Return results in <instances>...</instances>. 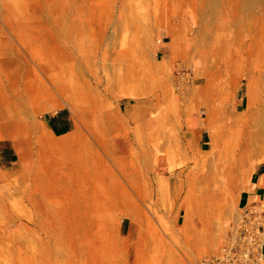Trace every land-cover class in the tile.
<instances>
[{
  "label": "rangeland",
  "instance_id": "1",
  "mask_svg": "<svg viewBox=\"0 0 264 264\" xmlns=\"http://www.w3.org/2000/svg\"><path fill=\"white\" fill-rule=\"evenodd\" d=\"M174 2L166 12L169 22L157 1L131 13L141 27L129 19L111 48L114 55L119 51L120 62L131 57L130 50L135 55L136 69L123 88L96 80L106 72L115 75L114 60L103 70L102 27L83 24V39L75 44L56 28L55 9L71 10V0H0V61L7 71L0 75V91L6 87L15 95L7 85L24 76L17 69L26 60L31 66L23 69L31 77L46 80L38 65H57L53 73L68 81L64 90L39 89L23 116V141L17 134L0 135V264H201L224 246L241 209L242 187L264 162V149L245 153L240 122L264 96V62L252 68L248 62L247 0ZM254 9L260 27L264 0ZM212 14L217 20L211 22ZM234 23L241 38L223 40L222 46ZM10 25L19 36L9 32ZM223 48L232 69L221 74L215 60ZM200 60L213 72L196 76ZM65 62L83 63L85 71L66 74ZM81 75L91 80L90 88ZM61 112L67 130L58 133L49 118ZM194 120L198 129L189 131ZM127 149L135 155L133 170L110 162L113 150L119 156ZM68 150L94 155L89 160L101 166L80 173V184L69 182L68 167L44 155ZM96 187L108 190V197ZM113 189L123 193V205L109 201ZM50 203L56 206L52 213ZM129 211L133 216L124 214ZM74 229L85 232L87 260L73 255Z\"/></svg>",
  "mask_w": 264,
  "mask_h": 264
},
{
  "label": "bare ground",
  "instance_id": "2",
  "mask_svg": "<svg viewBox=\"0 0 264 264\" xmlns=\"http://www.w3.org/2000/svg\"><path fill=\"white\" fill-rule=\"evenodd\" d=\"M84 1L85 0H83V2ZM153 1H157L158 6H163L162 12L164 15L162 18H167V20L166 21L164 20V21L169 22V20H171V16H168V14H166V12L171 11V6L175 3L174 0H140V3H139L140 6L139 5L136 6L134 4V1H132V0H90L89 2L86 1V4L85 3L77 4L76 3L77 0H71V10L66 8V10L64 11V9H62L60 7L56 8L54 15H53V20L56 24V28H58L59 33L63 37H65L67 40H70V38L73 36L74 40H73V42H69V44H75L79 40L82 41L83 35L85 32L83 24H86L87 29L89 27H92V25L102 27V32H103L102 43L105 42L104 44L106 45V48L104 50L105 52H104L103 70H105V68L107 69V65H108L109 60H114L111 62V65H114L115 75L111 76L109 72H106L103 77H101V76L96 77V80L99 84L100 83L102 84L103 82H105L106 84H109L112 86L116 85L118 87L123 86V88H125V87L127 88V85H128L127 82H129L127 79H130V77L134 73V69H136L134 67V65H136L135 55L133 53H131V50H130L129 56H131V57L127 58V60H125L124 62L121 59L122 62H120L119 61L120 57H118L116 55L119 53V51L114 55L112 52V49H113L112 47L115 46L116 40L120 38L119 36L122 34V29L123 28L125 29V26L127 27L130 24L129 19H131V22H133L132 26L134 28L141 27V25L137 24V22H135V19L131 17V13L136 11V9L137 10L141 9V7L143 6L144 3H150ZM193 1L194 0H188L189 3H193ZM258 1L259 0H247V3L249 4L248 10H247V12H248L247 16L248 17L250 16L251 18L247 20L248 26H247V30H245L244 34L248 36L247 38L250 41V43L247 46V55H248V58H251L248 61L249 64L251 65V68L254 66H257L260 61L264 62V24L260 25V27H258L259 25H256L257 18L254 16V13L256 12L254 8L258 5ZM69 13L72 15H70ZM210 19H211V22L217 20V15L212 14L210 16ZM218 20H220V19H218ZM82 21H84V22H82ZM236 23H238V22H236ZM236 23L233 24V29L231 30V33L226 34L227 36H223V37H225V39H222L220 41L222 43V46L224 43V42H222L223 40L228 41V40L235 39L234 40V42H235V41H237V39L239 40L241 38V35H242L240 32L241 30H240V27H238V24H236ZM70 24H72V27ZM67 26L69 27L68 30H66ZM199 27H202V26H199ZM69 29H72V30H69ZM9 32L11 34H15L16 36L18 34V36H19V30H17L16 28H14L11 25L9 26ZM169 33H170V30H169ZM136 35L139 36L138 31L135 32V36ZM245 35H244V37H245ZM122 36H125V34ZM199 37H200V40H203L205 38L204 28L201 29V32L199 33ZM176 42H177V40H175L173 38L171 45H175ZM226 52L227 51L224 48L221 49L219 57L216 58V60H215V62H218L221 64L220 67L217 66L218 69L222 68L223 72L221 74H223L225 71L226 72L231 71V69H232L230 64H229V60H228L229 58H226V57L223 58V56H225ZM256 54H258V55H256ZM205 58L209 62L210 58L209 57H205ZM85 62H84V64H85ZM193 62H192V64H193ZM86 63H88V62H86ZM199 63L202 66L201 70L193 69L196 76H199L200 72H202L205 75L213 72V71L209 72L210 69H208L206 67L207 62L205 60H200ZM23 65H24V67L22 66V67L18 68L17 71H19V70L23 71L22 75H24V76L21 77V79H20V77H19V79L16 78L14 80L13 84L7 85L11 88V90L13 91V93L15 95H11V93L8 92L6 87H5V89H3V91H0V135L8 136V135H16L17 134V135H19V136L16 135L18 137L17 139H20V141H23V139H25L22 135H20V134H24L23 128H22V125L24 123V117L23 116H24V114H27L28 111L31 110L29 107L33 108L34 102L36 100V95L39 92V89L40 90H43V89L49 90L50 87L53 86V87H59L61 90H64L66 88V82L65 81H67L65 79H59L58 73L57 74L53 73V72L57 71L56 70L58 67L57 65H50V66L38 65L41 73H43L47 77L46 80L42 79L36 73H35V75H36L35 77H31L29 70L23 69L25 67L29 68L31 66V63L29 61L26 60L23 63ZM77 65H78V67H76ZM63 67H64V72L66 74H67L66 71H68L69 69L70 70L74 69V70L78 71V73L81 71H85V70H83L84 69L83 63H77L76 64V63L72 62V64L70 63L67 65L65 62L63 64ZM121 68L125 70L124 73L122 72ZM5 70L6 69H4L2 62L0 61V75ZM5 72H7V71H5ZM82 75H81V77H83ZM18 76H20V75H18ZM262 78L260 79V82H261V84H264V79H262ZM82 79H83V81H85V84L87 85V87L90 88L91 80H87L85 77H83ZM109 79H111V80H109ZM20 81H21L22 85L20 84ZM251 81H254V79L251 78ZM7 93H9V95H6ZM131 94H133V93H131ZM14 97H17V99L12 100V98H14ZM249 98H250V96H249ZM249 98H248V102H249ZM263 99H264L263 95L260 98H258V100L260 102L259 105H261V107H259V105H258V107H259L258 108L254 104V107L252 106V108L250 107L247 110L248 115L246 116V119H244V118L240 119V122L242 123V125H244L243 129H242V137L244 140L243 146L245 148V153H247L249 151L257 152L259 150L264 149V107L262 106V105H264ZM240 109H243V111H244V107L242 105H238L237 111H240ZM53 144L56 145L55 143H53ZM53 148H56V147H53ZM128 150L129 149H127L126 151H123V153H121V154H124V157H122V158H121V154L118 156V153L115 152L116 150H113L114 153L112 154V157H111L112 159L110 162L113 163L114 165H117L118 167L123 168V169H132L133 170L135 168V158H134L135 155L131 149H130V151H128ZM257 154H259V153H257ZM44 155L46 157H50V158L54 157V162H59L58 164L61 166L66 165V167H68V169H69L68 171L71 175V176H69V178H67V180L69 182L71 180L77 181L78 182L77 184H80V182L82 181L81 177L79 176V175H81L80 173L84 174V171L90 172V171L94 170L93 169L94 164L99 165V163H100L99 160L96 158H94L93 162H91L89 160V158L94 157V155L92 157L91 156L90 157L83 156L82 154H75L74 155L72 152H69V150L67 152H60V153L54 152V151L53 152H46ZM90 163H92L93 165H90ZM105 165L107 166V169L113 171L110 167L109 162L108 163L105 162ZM99 166H101V165H99ZM95 177L93 179H96ZM88 179H91V178H88ZM103 179H104L103 176L100 177L101 181H103ZM59 189H61V191H62L64 189V187H59ZM59 189H57V190H59ZM97 190L99 192H101L102 195L104 194L106 197H108L107 196V193H109L108 190H106V189L102 190V188H100V189L97 188ZM64 191H66V194L68 195L67 197H69V196L73 197L71 194L74 193V190L72 192L71 191L69 192V189L64 190ZM115 191L116 190H114V193H115L114 196H111V197L109 196V201L111 203L117 202L119 205H123V203L125 201L123 193L119 194V193H116ZM77 192L79 193L81 191L78 190ZM74 199L75 198L73 197L72 201H74ZM96 206H97V210L98 209L100 210L98 205H96ZM55 208H56V206L52 203H50L48 206V210L51 213L54 212ZM76 208L77 207H75V209ZM48 210L46 212H48ZM30 213H31V211H30ZM55 214L56 213H54L53 215H55ZM124 214L127 216L128 215L133 216V214L130 211L126 212ZM26 216H27V219H29V221L31 222V217H29L28 213ZM101 216H102V212H101ZM53 223H54V221H53ZM84 234H85V232L83 231L81 233L79 229L73 230L72 248H73V255L75 257H79V254H80L81 258L87 260L85 258V256L87 255L86 254L87 249L85 248V245L82 244Z\"/></svg>",
  "mask_w": 264,
  "mask_h": 264
},
{
  "label": "built area",
  "instance_id": "3",
  "mask_svg": "<svg viewBox=\"0 0 264 264\" xmlns=\"http://www.w3.org/2000/svg\"><path fill=\"white\" fill-rule=\"evenodd\" d=\"M221 250L201 264H262L264 262V208L253 202L240 209Z\"/></svg>",
  "mask_w": 264,
  "mask_h": 264
},
{
  "label": "crops",
  "instance_id": "4",
  "mask_svg": "<svg viewBox=\"0 0 264 264\" xmlns=\"http://www.w3.org/2000/svg\"><path fill=\"white\" fill-rule=\"evenodd\" d=\"M195 123L199 126L198 122L194 120V124L188 127L189 131L198 129L197 126L194 127ZM200 144L201 147H203L202 143ZM262 201H264V162H260L255 166L249 180L243 185L240 195L238 196L237 206L243 208L249 206L253 202Z\"/></svg>",
  "mask_w": 264,
  "mask_h": 264
},
{
  "label": "trees",
  "instance_id": "5",
  "mask_svg": "<svg viewBox=\"0 0 264 264\" xmlns=\"http://www.w3.org/2000/svg\"><path fill=\"white\" fill-rule=\"evenodd\" d=\"M62 119H65V116H63V112L58 113L57 115L49 118V123L53 127V129L58 132H64L67 130V128L64 125H61Z\"/></svg>",
  "mask_w": 264,
  "mask_h": 264
}]
</instances>
